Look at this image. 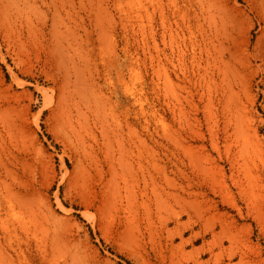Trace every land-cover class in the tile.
Listing matches in <instances>:
<instances>
[{
    "label": "rangeland",
    "instance_id": "obj_1",
    "mask_svg": "<svg viewBox=\"0 0 264 264\" xmlns=\"http://www.w3.org/2000/svg\"><path fill=\"white\" fill-rule=\"evenodd\" d=\"M259 20L247 0H0V264H264Z\"/></svg>",
    "mask_w": 264,
    "mask_h": 264
},
{
    "label": "bare ground",
    "instance_id": "obj_2",
    "mask_svg": "<svg viewBox=\"0 0 264 264\" xmlns=\"http://www.w3.org/2000/svg\"><path fill=\"white\" fill-rule=\"evenodd\" d=\"M2 3V2H1ZM2 5V4H1ZM247 6H248V8L250 9V11H252V12H254L256 15H257V17H258V19H260V20H263L264 19V15H263V9H262V7H264V0H247ZM18 10V9H17ZM22 12V10H19V12ZM28 11V10H27ZM25 15V14H24ZM28 18V17H27ZM26 20H28V19H26ZM30 20V19H29ZM259 20V21H260ZM45 23V22H44ZM53 31V30H52ZM55 39V38H54ZM55 41V40H54ZM58 46H55V48H57ZM58 49V48H57ZM54 50V49H53ZM55 52V51H54ZM53 53V52H52ZM58 53V52H57ZM55 55H56V53H55ZM61 55V54H60ZM56 58V57H55ZM210 58V57H209ZM57 59V58H56ZM59 59H61V58H59ZM74 59V58H73ZM264 59V58H263ZM261 60V59H260ZM55 61V60H54ZM262 63H264V62H262ZM64 65V64H63ZM76 66V65H75ZM264 66V65H263ZM63 67V66H62ZM199 67V66H198ZM210 67V66H209ZM65 69H67V68H65ZM199 69H202V67H200V68H197V72H200L201 73V70L199 71ZM64 70V69H63ZM166 70V69H165ZM65 71V70H64ZM63 71V72H64ZM192 72V71H191ZM193 73V72H192ZM167 74V73H166ZM209 74V72H208V69H204V73L203 74H200L199 76V78L197 79V81H198V83H197V81H195V82H189V84H190V87L191 88H193V89H195L196 88V93H198V89H197V86L198 87H200V90H203V85L204 86H206V89H207V92H206V90H205V93H207V96H208V99H207V102L205 103V106H208V104H210V101H211V96H210V85H209V83H208V80L206 79V77H207V75ZM67 76H68V74H67ZM165 76H167L166 77V81L168 82L169 81V77H168V74L167 75H165ZM209 77V76H208ZM188 78V77H187ZM63 79V78H62ZM231 81V80H230ZM61 83V82H60ZM62 84V83H61ZM75 88H76V92L78 93L79 92V74L77 73L76 74V82H75ZM62 89V88H61ZM192 91V90H191ZM231 92V91H230ZM204 93V91L201 93V99L206 95ZM80 94V93H79ZM59 95V94H58ZM195 95V94H194ZM229 96V95H228ZM227 96V97H228ZM191 97V96H190ZM195 97V96H194ZM193 97V98H194ZM78 98V97H77ZM185 99H186V97H185ZM225 99V98H224ZM226 101V100H225ZM57 110V109H56ZM229 110V109H228ZM227 116V115H226ZM209 118V117H208ZM235 118H237V116L235 117ZM209 125V124H208ZM207 125V126H208ZM210 130V129H209ZM228 251L230 252V253H232V248H229L228 249ZM222 250H220V252H218L217 254H216V256H215V260H216V262H218V263H220V264H223V261H222ZM76 261L78 262H76V264H82V263H80V261L78 260V259H76Z\"/></svg>",
    "mask_w": 264,
    "mask_h": 264
}]
</instances>
